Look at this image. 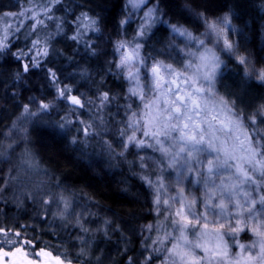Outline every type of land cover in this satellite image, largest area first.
Here are the masks:
<instances>
[{
  "label": "clouds",
  "instance_id": "obj_1",
  "mask_svg": "<svg viewBox=\"0 0 264 264\" xmlns=\"http://www.w3.org/2000/svg\"><path fill=\"white\" fill-rule=\"evenodd\" d=\"M0 264H264V0H0Z\"/></svg>",
  "mask_w": 264,
  "mask_h": 264
}]
</instances>
